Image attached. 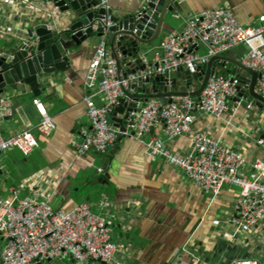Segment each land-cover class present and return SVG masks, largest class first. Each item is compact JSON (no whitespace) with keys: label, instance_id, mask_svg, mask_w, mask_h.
<instances>
[{"label":"crops","instance_id":"obj_1","mask_svg":"<svg viewBox=\"0 0 264 264\" xmlns=\"http://www.w3.org/2000/svg\"><path fill=\"white\" fill-rule=\"evenodd\" d=\"M107 1L112 14L120 18L136 13L146 3ZM43 4V0H26L5 7L0 2V57L29 29L45 24L46 18V26L57 30L73 23V17L58 10L49 17ZM180 5L182 16L164 24L158 40L144 50L149 62L161 53V39L182 31L185 19L194 14L229 6L241 25L256 24L264 14V0H180ZM7 27H11V32L2 34ZM262 37L264 40V34ZM98 41L94 32L72 49L68 67L48 75L39 96H34L28 87L2 93L12 109L10 115L0 117L2 135L6 138L30 130L38 146L29 156L18 150L0 155V198L8 197L9 190L15 187L21 197L46 201L54 210L71 211L79 204H88L94 214L107 219L117 245L116 261L122 264H232L251 259L264 263V222L252 231L234 223L238 188L226 186L217 195L204 193L183 171L162 158L152 159L147 153L148 142L159 139L170 151L188 155L192 152L193 134L204 132L240 153L245 160L242 171L252 174L254 162L264 156V108L246 101L234 110L235 100L231 99L230 108L221 117L193 112L191 133L170 142L165 141L163 127L158 124L139 140L120 137L105 155H78L73 142L80 143L82 131L89 127L83 103L87 94L84 79ZM246 50L241 45L225 54L240 61ZM196 51L204 55L207 47L200 45ZM108 54L111 56L109 46ZM219 65L215 71L220 75H242L228 61ZM176 80L179 85L185 84L188 91L197 88V82L189 88L183 79ZM36 98L56 124L49 137L37 130L40 116L33 104ZM94 102L99 107L104 105L100 96ZM128 131L132 134L131 129ZM3 246L0 238V264ZM51 264L75 263L67 257ZM85 264L115 262L89 259Z\"/></svg>","mask_w":264,"mask_h":264},{"label":"built area","instance_id":"obj_2","mask_svg":"<svg viewBox=\"0 0 264 264\" xmlns=\"http://www.w3.org/2000/svg\"><path fill=\"white\" fill-rule=\"evenodd\" d=\"M23 1L26 0H0L5 7H14ZM43 2L44 12L53 17L58 9L53 3ZM100 7L105 11L100 21L103 34L93 51L84 79L87 94L83 103L89 127L82 131L80 143L73 142L78 155H105L120 137L132 136L139 140L158 124L163 127L165 141L170 142L191 133L195 120L193 112L221 117L230 108L229 101L238 98L240 93L242 96L232 104L233 109L248 102V77H225L214 71L196 99L189 95L177 100L173 98L171 103L149 99L135 124L128 128L133 135L128 130L120 131L110 123L113 107L132 84L165 73H178L181 69L197 74L199 66L206 64L210 58L241 45H245L247 50L240 62L258 74L255 92L264 97V14L253 25H241L229 6L194 14L185 19L182 31L161 39V53L154 61L149 62L146 56H142V68L134 74L125 75L119 72L115 59L108 54L106 36L113 26L108 1L101 0ZM97 27L98 22L92 25L94 30ZM10 32L11 27H7L1 33ZM200 45L207 47L204 55L196 51ZM96 96L104 100L103 106H96ZM33 104L40 116L37 130L49 137L56 124L39 99H34ZM11 111V102L0 94V117L10 115ZM191 142L192 152L181 156L167 149L164 141L151 139L147 144V153L152 159L162 158L167 164L183 171L204 193L217 195L226 186L238 188L234 223L239 227L252 231L259 222H264V156L254 162L253 173L246 174L242 171L245 163L243 156L231 147L204 132L194 133ZM37 146L38 142L30 130L6 138L0 132V155L18 150L29 156ZM0 238L4 243L1 264H38L67 257L75 264H85L89 259L122 264L116 261L117 245L107 219L94 214L88 204H79L71 211L54 210L46 201L21 197L15 187L9 190L8 197L0 198ZM232 264L264 263L251 259L237 260Z\"/></svg>","mask_w":264,"mask_h":264},{"label":"water","instance_id":"obj_3","mask_svg":"<svg viewBox=\"0 0 264 264\" xmlns=\"http://www.w3.org/2000/svg\"><path fill=\"white\" fill-rule=\"evenodd\" d=\"M44 1L53 3L60 14L73 17V23L63 30L54 28L49 30L46 18L45 24L38 23L26 32L24 38L14 43L11 49L0 57V94L5 90L12 92L28 87L34 96H39L46 77L68 67L72 49L80 46L94 32L99 37L103 34L100 21L105 11L100 7L101 0ZM182 14L180 0H149L136 13L121 18L113 15V26L109 29L106 39L119 72L129 75L139 71L142 68L141 58L145 56L143 52L146 47L158 40L164 24ZM96 22L98 27L94 30L92 25ZM225 61L235 65L243 77L249 78L247 100L263 109L264 97L255 92L258 74L244 67L240 61L231 59L227 54H220L199 66L197 74H189L181 69L178 73H165L132 84L124 97L113 107L110 114L111 125L126 132L135 124L138 114L149 99L167 103H171L174 97L187 95L196 99L205 88L215 67L220 66L219 62ZM231 75L239 76L234 73ZM177 78L183 79L187 87L197 82L196 90L188 92L187 88H184L185 84H178ZM241 96L240 93L234 100H239ZM47 262L52 263L50 260Z\"/></svg>","mask_w":264,"mask_h":264},{"label":"trees","instance_id":"obj_4","mask_svg":"<svg viewBox=\"0 0 264 264\" xmlns=\"http://www.w3.org/2000/svg\"><path fill=\"white\" fill-rule=\"evenodd\" d=\"M226 77V76H225Z\"/></svg>","mask_w":264,"mask_h":264}]
</instances>
